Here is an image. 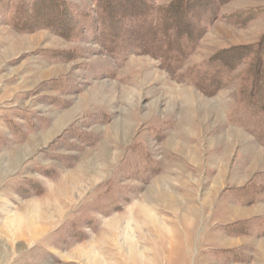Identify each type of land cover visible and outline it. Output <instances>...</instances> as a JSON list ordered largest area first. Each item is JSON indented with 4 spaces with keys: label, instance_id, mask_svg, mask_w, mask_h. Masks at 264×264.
<instances>
[{
    "label": "rangeland",
    "instance_id": "obj_1",
    "mask_svg": "<svg viewBox=\"0 0 264 264\" xmlns=\"http://www.w3.org/2000/svg\"><path fill=\"white\" fill-rule=\"evenodd\" d=\"M143 1L115 28L171 0ZM99 4L0 0V264H264V107L248 94L264 0L202 13L174 70L133 45L145 35L108 41ZM236 49L202 92L210 58Z\"/></svg>",
    "mask_w": 264,
    "mask_h": 264
},
{
    "label": "trees",
    "instance_id": "obj_2",
    "mask_svg": "<svg viewBox=\"0 0 264 264\" xmlns=\"http://www.w3.org/2000/svg\"><path fill=\"white\" fill-rule=\"evenodd\" d=\"M227 0H171L170 3L161 9L155 21L149 23L138 22L126 26V29H134L135 33L129 35L120 32L118 27L121 18L128 17L137 20L145 16V3L143 0H100V18L104 26L102 34L111 41L118 35L125 33L128 41L139 40L142 35L146 36L145 43L133 44L139 52L146 53L160 58L163 67L174 70L176 66L190 53L196 40L202 33V27L197 22V17L202 13L213 12L217 6ZM114 7H117L114 9ZM128 8V9H127ZM144 8V9H143ZM62 19V18H61ZM61 26H63L61 20ZM59 25V24H58ZM124 28V29H125ZM128 30V31H129ZM137 43V42H135ZM264 43L261 42L255 47L257 57L253 65L252 88L249 90L251 104H263L264 107ZM113 47V44H110ZM245 48H240V50ZM239 49L226 54L224 51L217 53V56L210 58L209 65L214 69L204 70L196 78V86L206 94H212L221 86L219 76L220 69H229L239 55Z\"/></svg>",
    "mask_w": 264,
    "mask_h": 264
},
{
    "label": "bare ground",
    "instance_id": "obj_3",
    "mask_svg": "<svg viewBox=\"0 0 264 264\" xmlns=\"http://www.w3.org/2000/svg\"><path fill=\"white\" fill-rule=\"evenodd\" d=\"M160 198L161 199H165L166 198V200H167V202H168V200H170V198H169V196L167 195L166 197H165V194L164 193H160ZM143 213V215H145V216H148V220H146V222L147 223H149V224H152L154 221H156L154 218H153V214H152V212H150V208H147V207H142L141 208V210H140V213ZM12 221V220H11ZM17 220H13L12 222L15 224V223H17L16 222ZM158 222H159V220H158ZM160 223V222H159ZM31 228H32V233L33 232H35V231H37V230H39L40 228L39 227H37V226H32L31 225ZM40 231V230H39ZM132 251H133V253H135V255H137L138 254V249H137V245H135L134 244V246L132 247V249H131ZM131 251V252H132ZM143 254V253H142ZM143 256V255H142ZM143 259V258H142ZM142 259H140V263L141 264H147V261L146 260H142Z\"/></svg>",
    "mask_w": 264,
    "mask_h": 264
}]
</instances>
